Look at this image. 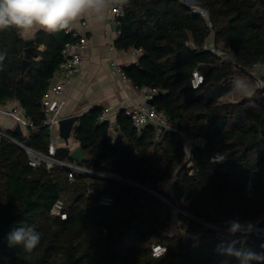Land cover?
Segmentation results:
<instances>
[{"label":"trees","instance_id":"obj_1","mask_svg":"<svg viewBox=\"0 0 264 264\" xmlns=\"http://www.w3.org/2000/svg\"><path fill=\"white\" fill-rule=\"evenodd\" d=\"M194 1L208 12L216 42L226 46L237 69L201 51L207 27L177 0H129L114 46L141 52L137 63L124 71L132 86L160 90L151 104L164 113L170 129L158 135L150 126L138 130L123 110L115 119L116 133L100 119L102 108L78 117L72 135L85 160L77 164L127 183L85 175L69 181L67 169L32 168L25 151L0 142V264H238L218 250L233 241L237 249L264 254V235L248 231L220 239L200 224L238 220L252 229L264 216L262 91L251 100L220 102L234 78L254 76L252 65L264 62V0ZM75 40L65 31L37 32L34 55L23 69L21 35L14 29L0 31V53L5 54L0 106L18 102L35 130L26 137L10 134L42 153L49 145L43 99L64 61L65 46ZM194 71L203 77L196 88L190 82ZM185 138L204 144L188 147ZM215 156L222 158L212 162ZM55 158L75 162L63 148ZM168 181L170 193L160 189ZM101 196L113 203L98 205ZM57 199L64 201L65 220L50 214ZM173 207L181 213L175 214ZM175 216L177 226L169 232ZM16 227L41 233L33 253L8 245L7 234ZM182 233H198V242ZM154 244L166 249L160 257L152 256Z\"/></svg>","mask_w":264,"mask_h":264},{"label":"built area","instance_id":"obj_2","mask_svg":"<svg viewBox=\"0 0 264 264\" xmlns=\"http://www.w3.org/2000/svg\"><path fill=\"white\" fill-rule=\"evenodd\" d=\"M183 7L188 9L189 15L198 17L202 19L207 27V32L204 37L203 43L200 47L201 51H206L212 54L214 57L220 59L223 63H229L234 70L237 69V65L234 60L227 54L226 46L223 48L215 40V32L213 30V24L210 20L208 12L201 7V5L194 0H177ZM127 5V4H126ZM124 5L122 8L120 5H114L112 8V21L117 27V36H119L120 31L118 29L119 19L124 15ZM85 25V23H83ZM66 34L72 35L76 40L72 43H68L63 51L64 61L58 66L57 70L54 72L50 84L48 87V92L45 94L42 110L44 114L43 125L48 129L49 132V145L47 153H42L27 147L24 145L23 140H17L10 133L11 131L0 125V142L12 143L23 151H25L28 159V165L32 168L42 167L46 171H50L54 166L62 167L67 169V177L69 181H72L76 175H85L92 178H107L113 180L115 177L103 175L95 171L88 170L76 162L65 163L57 160L55 158L56 151L58 149V139L53 133L54 127L58 123V113L60 108V98L64 94L65 90L70 84V81L75 77L83 64L84 58L88 52V40L76 33L73 28L71 30H65ZM133 55H138L139 50H132ZM111 67L113 72L123 83L129 84L132 86L130 78L126 75L123 68L119 67L114 61L111 62ZM255 75L252 76V79H255ZM197 79V81H196ZM203 81V77L199 71H194L191 79V85L193 88H196ZM133 88L137 91L138 95L141 97L142 102L135 103L132 107H123L125 115L131 120L133 126L141 130L145 127H153L156 134H160L163 130H169L170 127L167 123L166 116L163 112L158 111L152 104H149V101H152L156 96L160 94V90L154 87L142 86ZM264 91V90H260ZM110 109H102L100 119L107 121L109 123V130L113 131V125L109 121L108 113ZM0 114L10 118L14 121L15 125H19L22 132L25 131V137L27 136L28 130H35V127L31 120L27 118L21 109L17 101L13 100L7 103L6 105L0 106ZM24 136V135H23ZM185 143L188 147L192 143H198L203 145V141L196 139L194 141L185 138ZM221 156H215L211 159L212 162H219ZM188 164H191L189 161ZM192 165V164H191ZM89 194L93 195L94 191L89 190ZM113 203V200L109 196H101L98 199V205L100 206H110ZM175 214L180 211L173 207ZM181 213V212H180ZM51 216L57 217L60 220H65L67 213L65 211V204L62 199H57L51 209ZM226 224V223H225ZM206 228L218 229L216 226L205 225ZM259 227V229H254ZM228 230H223V234L228 233ZM250 232H253L257 237H262L264 235V216L259 218ZM261 233V234H259ZM231 234V233H230ZM166 249L163 245L154 244L151 246L152 256L157 258L165 253Z\"/></svg>","mask_w":264,"mask_h":264},{"label":"crops","instance_id":"obj_3","mask_svg":"<svg viewBox=\"0 0 264 264\" xmlns=\"http://www.w3.org/2000/svg\"><path fill=\"white\" fill-rule=\"evenodd\" d=\"M111 10L103 21L82 17L72 27L76 33L88 40V52L79 73L71 79L69 86L60 98L59 120L53 129V133L58 139V148L68 149L70 153L80 147L72 135L77 121L72 124V129L66 139L63 136L68 126H61V122L80 117L93 108H109L108 118L113 125V132L116 133L115 119L117 113L122 110V106L132 107L135 103L142 102L133 86L120 81L112 70V61L125 69L137 63L141 52L139 51L138 55H133L132 50H117L115 48L114 42L118 36L117 27L112 21ZM37 32L34 35H21V37L24 42L34 40ZM38 50L44 51V47L40 46ZM0 125L10 131L16 126L12 119L1 114ZM25 134L24 131L23 135L25 136ZM166 184L167 182L161 185L162 191H164L162 187L164 188Z\"/></svg>","mask_w":264,"mask_h":264},{"label":"clouds","instance_id":"obj_4","mask_svg":"<svg viewBox=\"0 0 264 264\" xmlns=\"http://www.w3.org/2000/svg\"><path fill=\"white\" fill-rule=\"evenodd\" d=\"M129 0H0V31L14 29L22 36L34 35L37 31L57 33L71 30L82 17L103 21L114 5L121 8ZM5 54L0 53V62ZM255 79L237 76L231 82L229 96L251 100L258 91L264 90V62L257 61L252 65ZM228 232L251 231V226L241 224L238 220L226 221ZM10 247L20 246L27 254L40 245L41 233L32 227H16L7 234ZM235 241L221 245V254L236 258L238 264H260L264 254L251 249L235 248Z\"/></svg>","mask_w":264,"mask_h":264},{"label":"water","instance_id":"obj_5","mask_svg":"<svg viewBox=\"0 0 264 264\" xmlns=\"http://www.w3.org/2000/svg\"><path fill=\"white\" fill-rule=\"evenodd\" d=\"M34 45H35L34 40H26L24 42V55H25V59L22 62L23 69L26 68L29 59L34 55V50H35V46ZM148 103L151 104V101H149ZM77 119H78V117H74V118H71V119H69L67 121H64V122H61L60 123L61 126H63V125L64 126H66V125L68 126L67 130L65 129L66 130V133H64V136H63L64 139H66L68 137V135H69V133H70V131L72 129V124L75 123L77 121ZM11 132H12V134H14L16 136H19V137H21L23 135V132H22V130H21V128H20L19 125H16L15 128L13 130H11ZM23 143H24L25 146L29 147V141L28 140H25L24 139L23 140ZM70 157L76 163H80L81 161L85 160V157L83 156L82 150L80 149V147L77 148V149H75L74 151H72L70 153ZM113 180H117V181H121V182L127 183V181L122 180V179H119V178H114ZM141 188H143V187H141ZM143 189L145 191L151 193L152 195L160 198V196L158 194H156V193H154V192H152V191H150V190H148L146 188H143ZM182 214L185 215L184 213H182ZM189 219H191V218H189ZM191 220L194 221V222H196V223H200V222L195 221L193 219H191ZM200 224L205 226V224H203V223H200Z\"/></svg>","mask_w":264,"mask_h":264},{"label":"rangeland","instance_id":"obj_6","mask_svg":"<svg viewBox=\"0 0 264 264\" xmlns=\"http://www.w3.org/2000/svg\"><path fill=\"white\" fill-rule=\"evenodd\" d=\"M221 46L223 48L225 47L223 44ZM242 77H245V76H242ZM247 78L252 79V77H247ZM262 78H264V77H262ZM262 97L264 98V91H262ZM245 99H247V98H245ZM242 100H244V99H241L239 97H233V96H229L228 95L226 97L221 98L220 99V102L221 103H234V102H239V101H242ZM191 146H192V144H191ZM187 167L189 168V173L192 174L193 172H192L191 164H187ZM162 189L164 191H166L167 193H170L171 192V182L168 181L167 184H166V186L164 188L162 187ZM182 206H186V202L182 203ZM176 226H177V222H176V216H175L174 219H173V223H172V225H171V227L169 229V232H170V230L174 229ZM216 227L218 228L217 230L216 229H211V228H207V229L213 230L218 238L225 239L226 237L224 238V236L222 234H223V230H225V229L228 230L227 224H222V225L216 226ZM254 229H259V227L254 228ZM182 234L185 237L192 238L194 244H196L198 242V237H199V234L198 233L197 234L182 233ZM225 234H230V233L228 232V233H225ZM259 234H261V233H259ZM228 238H229V236H228Z\"/></svg>","mask_w":264,"mask_h":264},{"label":"bare ground","instance_id":"obj_7","mask_svg":"<svg viewBox=\"0 0 264 264\" xmlns=\"http://www.w3.org/2000/svg\"><path fill=\"white\" fill-rule=\"evenodd\" d=\"M196 81H197V79H196Z\"/></svg>","mask_w":264,"mask_h":264}]
</instances>
